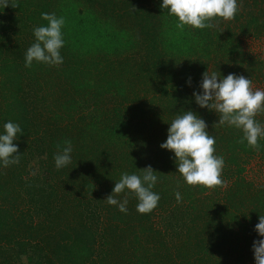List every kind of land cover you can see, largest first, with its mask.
Returning a JSON list of instances; mask_svg holds the SVG:
<instances>
[{"label":"trees","instance_id":"obj_1","mask_svg":"<svg viewBox=\"0 0 264 264\" xmlns=\"http://www.w3.org/2000/svg\"><path fill=\"white\" fill-rule=\"evenodd\" d=\"M160 3L19 0L0 9V130L9 120L24 130L14 141L19 164L0 168V264H255L264 181L244 172L250 158L264 161V139L259 151L240 143L242 132L217 124L192 93L205 71L264 82V59L242 46L264 40V0H239L234 19L202 30L178 29ZM42 12L65 18L63 64L26 68ZM188 110L215 136L222 187L187 185L159 147ZM255 119L264 124V112ZM65 139L72 161L57 169ZM149 165L161 173L155 209L138 213L131 196L127 213L107 204L121 173Z\"/></svg>","mask_w":264,"mask_h":264},{"label":"clouds","instance_id":"obj_2","mask_svg":"<svg viewBox=\"0 0 264 264\" xmlns=\"http://www.w3.org/2000/svg\"><path fill=\"white\" fill-rule=\"evenodd\" d=\"M16 8L19 0H0V9ZM160 8L166 14L174 16L177 28L186 26L192 29L215 27L220 21L234 19L239 10V0H161ZM41 19L46 25L33 28L34 42L26 49L24 66L33 63L58 67L63 64L61 49L65 46V18L54 12H42ZM215 20L216 24L211 23ZM191 84L189 77L186 82ZM200 91H193L192 96L200 108L214 110L219 114L217 124L234 127L242 132L240 143L260 150L259 140L264 139V124L255 119L264 112V89L252 88V81L243 75L229 73L221 77L220 73L205 71L199 83ZM166 139L159 147L172 153L176 173H179L189 186H203L207 189L222 187L224 181L221 173L224 167L222 156L215 155V136L206 130V122L191 110L178 111L175 118L168 123ZM24 130L19 123L11 120L3 124L0 130V168L16 165L21 154L14 143ZM73 145L65 139L57 145L54 164L57 169L68 166L72 161ZM161 174L149 165L138 172L121 173L114 183L111 194L104 200L115 206L121 213L128 211V197L137 200L136 210L140 214L150 213L158 204L159 193L153 191ZM123 193V198L117 197ZM177 201L181 193L175 191ZM258 240H253L251 250L255 264H264V215L258 216V223L253 229Z\"/></svg>","mask_w":264,"mask_h":264},{"label":"rangeland","instance_id":"obj_3","mask_svg":"<svg viewBox=\"0 0 264 264\" xmlns=\"http://www.w3.org/2000/svg\"><path fill=\"white\" fill-rule=\"evenodd\" d=\"M243 49L255 57L264 59V40L247 38L243 40ZM253 90L264 89L263 83L252 84ZM245 179L254 185H259L264 181V161L258 157H252L245 165Z\"/></svg>","mask_w":264,"mask_h":264}]
</instances>
